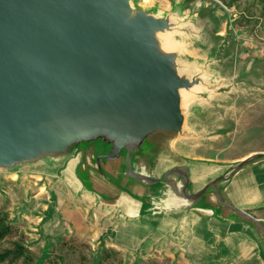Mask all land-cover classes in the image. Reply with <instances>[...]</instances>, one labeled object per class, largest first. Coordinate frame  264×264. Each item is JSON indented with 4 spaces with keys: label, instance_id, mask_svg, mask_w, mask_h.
Masks as SVG:
<instances>
[{
    "label": "water",
    "instance_id": "1",
    "mask_svg": "<svg viewBox=\"0 0 264 264\" xmlns=\"http://www.w3.org/2000/svg\"><path fill=\"white\" fill-rule=\"evenodd\" d=\"M174 22V14L158 19L134 0H0V181L49 178L52 213L71 188L76 199L94 202L113 241L147 221L148 241L184 251L182 227L199 228L203 212L225 233L251 231L264 251V222L244 211L264 197L234 181L264 153L225 165L174 150L195 136L185 127L182 95L208 83L176 48L163 49L159 37ZM165 142L169 158L160 156ZM69 163L73 176L64 185ZM212 165L222 172L197 189L192 168ZM99 178L108 191L97 188Z\"/></svg>",
    "mask_w": 264,
    "mask_h": 264
},
{
    "label": "rangeland",
    "instance_id": "2",
    "mask_svg": "<svg viewBox=\"0 0 264 264\" xmlns=\"http://www.w3.org/2000/svg\"><path fill=\"white\" fill-rule=\"evenodd\" d=\"M144 1L134 0V7L158 19L170 13L177 17L174 30L168 33L182 39L174 48L208 77L211 83H204V88L214 95L211 105L195 106V136L180 138L175 152L188 160L225 165L264 153V0ZM212 76L216 82L212 83ZM183 108L185 113L184 104ZM169 148L165 142L160 156L168 157ZM164 165L156 175L162 174ZM45 169L43 165L37 168ZM134 169L151 175L137 164ZM72 176L73 164L69 163L61 181L66 185ZM238 179L247 184L242 189L249 194L256 187L259 197H264V162L246 167L234 181ZM95 180L97 188L109 190L100 178ZM3 181L0 224L8 226L11 234L0 242V254L22 251L23 256L13 264H264L261 242L251 231L241 236L232 229L217 231V226H223L212 227V219L203 212H198L204 217L199 223L206 228L182 227V238L190 243L184 251L168 248L159 240L148 241L147 221L143 227L122 228L113 241L111 226L93 207L94 202L76 199L71 188L60 209L52 213L49 178L26 176V182L20 183L17 177L8 176ZM196 184L197 189L202 187L201 182ZM244 211L264 222V204ZM133 230L140 232L136 239L128 235Z\"/></svg>",
    "mask_w": 264,
    "mask_h": 264
},
{
    "label": "bare ground",
    "instance_id": "3",
    "mask_svg": "<svg viewBox=\"0 0 264 264\" xmlns=\"http://www.w3.org/2000/svg\"><path fill=\"white\" fill-rule=\"evenodd\" d=\"M144 4H148V1L145 0ZM184 38H186L184 36ZM162 44H163V49L167 50H172L176 46H178L180 44V40L181 37L179 38V40L175 37V36H171V34H165L164 36H162L160 38ZM182 44H184L182 42ZM195 68V67H194ZM196 69V68H195ZM207 81H209L211 83V81L208 79V77H205ZM216 82V77L212 76V83ZM183 94V93H182ZM198 95L201 96V98H196ZM214 95H212V93H209L208 90H205L202 86L198 87L196 89H194V91H192L191 93H184L182 95L183 97V102H184V107L185 109V116H186V130H188L189 132H195L196 133V129H195V124L192 123V111L194 110L195 106L197 104L200 105H204V104H212V100H214L213 98ZM179 142V141H178ZM178 142L176 144H178ZM192 179L194 182H201L202 186L207 184L209 181L213 180L215 177H217L222 170H220L218 167H214V166H204V167H200V166H195L192 168ZM243 184V185H242ZM240 183L239 181L235 182V186L239 189H242V187H244V185H247L244 181L243 183ZM165 223L163 224L166 228L171 227V224L168 223H172V221L170 219H166L164 221ZM219 229L217 231H222L225 232L227 230V228H221L219 226H217ZM206 228L204 225H201L199 227V229H204ZM232 231L235 233L237 232L235 228L232 229ZM138 234H140L138 231H131V233L129 232L128 235L130 236L131 239H136L138 237ZM132 241V240H130ZM154 241V240H151ZM227 259V258H226Z\"/></svg>",
    "mask_w": 264,
    "mask_h": 264
},
{
    "label": "trees",
    "instance_id": "4",
    "mask_svg": "<svg viewBox=\"0 0 264 264\" xmlns=\"http://www.w3.org/2000/svg\"><path fill=\"white\" fill-rule=\"evenodd\" d=\"M11 234V229L8 226H1L0 224V242ZM23 256L22 251L17 252H6L0 254V264H13L14 261Z\"/></svg>",
    "mask_w": 264,
    "mask_h": 264
}]
</instances>
